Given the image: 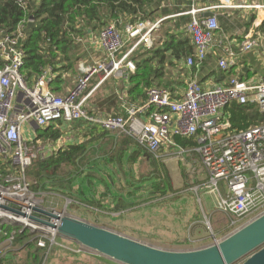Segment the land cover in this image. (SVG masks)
<instances>
[{
  "label": "built area",
  "instance_id": "2783aa9c",
  "mask_svg": "<svg viewBox=\"0 0 264 264\" xmlns=\"http://www.w3.org/2000/svg\"><path fill=\"white\" fill-rule=\"evenodd\" d=\"M207 1L186 0L188 9L179 14L191 17L185 30L195 46L194 54L186 59L185 65L196 64L201 68L217 44L223 46L217 62L223 70L236 68L244 53L258 51L264 59V34L258 28L246 33L237 50L230 36L223 32L218 13H212L215 9H264V4L257 0L239 3L218 0L216 4ZM162 20H141L127 24L124 30L108 24L94 34L104 53L91 63L80 64L81 74L65 95L51 90L50 68L33 84L28 83L22 73L25 57L20 46L22 31L10 34L0 29L3 61L0 66V160L3 163L8 160L14 167V172L0 181V231L6 223L25 228L39 225L31 218L37 213L33 209L34 193L25 173L35 159L51 155L55 147L38 142L29 126L36 124L45 128L58 121L84 120L127 134L156 156L168 146L180 157L196 154L207 172L209 193L215 197L218 210L234 218L233 225L240 223L241 227L264 214V123L238 130L229 111L234 103H254L264 115V74L247 78L238 73L229 81L211 86L191 78L179 98L169 89L150 87L142 103L127 106L126 116L89 109L91 91L87 89L92 80L98 76L101 83L110 77L134 73L136 64L131 55L141 46L150 49L154 45V34ZM84 34L88 38L91 29L84 28ZM27 134L32 136L30 141L26 139ZM175 136L192 138L196 144L183 146L175 141ZM7 213L14 218L26 217L29 222L17 221ZM39 245L45 246V243L40 240ZM77 247L72 249L73 253L84 254L89 249Z\"/></svg>",
  "mask_w": 264,
  "mask_h": 264
},
{
  "label": "trees",
  "instance_id": "16d2710c",
  "mask_svg": "<svg viewBox=\"0 0 264 264\" xmlns=\"http://www.w3.org/2000/svg\"><path fill=\"white\" fill-rule=\"evenodd\" d=\"M168 1L0 0V29L10 34L22 31L20 46L25 54L22 73L28 83L33 84L50 68L54 74L50 88L59 93L65 82L64 73L71 72L73 75L78 72L77 61L81 57L82 49L79 39L84 35V28L91 29L96 34L108 24L123 28L125 24H134L141 20L154 22L163 19L159 37L154 45L150 49L141 47L131 55L136 64L135 72L127 77L108 78L88 99L91 110L126 116V104L142 103L150 87L169 89L179 98L180 91L187 86L188 79L208 63L207 56L201 68L196 64L190 68L186 67V59L194 54L195 46L192 36L181 26L187 25L191 17L186 14L176 20L168 17L187 11L170 5ZM259 1L264 4V0ZM221 12L222 16L218 14V19L223 32L228 35L233 33L234 29L231 19L239 13L235 21L237 26L243 29V34L237 36L238 41L242 42L246 33L253 27L257 18L256 11L252 10L242 17L239 10H234L230 16L226 10ZM172 21L174 24L170 25ZM258 30L264 34V20ZM2 65L3 61L0 59V66ZM234 69L218 68L212 74L217 81L226 82L236 75ZM92 87L91 84L87 92H90ZM229 111L231 121L238 130L264 123V115L254 103H234L229 107ZM81 122L90 129L91 138L69 144L47 157H39L26 169V179L31 184L32 192H54L106 214H121L142 205L150 198H164L178 192L160 155L156 156L127 134L116 133L84 120ZM58 124L52 122L45 128L37 129L36 139L42 142L57 141L63 134ZM175 141L183 146L196 144L192 138L180 136H175ZM95 145L99 146V149H96ZM168 147L173 149L172 146ZM167 148H163L161 152ZM137 164L145 167L144 171H139L140 174L133 170ZM128 169L133 170V173ZM11 172H14L11 162L7 160L3 163L0 160V181ZM130 173L133 175L131 179L126 178L125 184L117 185V174H122L125 178ZM183 175L187 184V177L185 173ZM227 230L215 235H225ZM40 236L30 228L10 223L1 225L0 243L10 240L13 250L6 255L3 251L0 252V264H45L44 259L53 248H49L51 242L48 238L43 239L45 246L39 245L42 240ZM11 254L22 256L15 260ZM81 254L73 253L75 260L59 264H120L104 256Z\"/></svg>",
  "mask_w": 264,
  "mask_h": 264
},
{
  "label": "rangeland",
  "instance_id": "374dc122",
  "mask_svg": "<svg viewBox=\"0 0 264 264\" xmlns=\"http://www.w3.org/2000/svg\"><path fill=\"white\" fill-rule=\"evenodd\" d=\"M258 2L261 3L262 1L258 0ZM262 9H255L256 13L258 14V11ZM238 15L239 13L235 14L231 19L234 27L233 33H241L243 31L237 26L235 21ZM120 28L123 30L122 27ZM159 30L154 34L155 40L159 37ZM127 47H129V44H127ZM80 74L81 71L78 69V72L74 73L73 77H70L69 80L72 81L74 79V83H76L75 81H77ZM32 131L31 133L34 134V131ZM26 139L30 141L32 139L31 134H27ZM159 155L166 163L174 187L178 192L164 198H150L147 202L127 212L106 214L104 211L85 207L64 196L56 195L54 192H33L32 201L39 209L54 210L63 213L64 216L74 217L97 226L106 227L166 250H190L195 245H202L201 239L214 234V232L218 233L230 228L227 232L225 231L227 234L218 236L221 239L239 228L240 223L231 227L233 225L232 222H234V218L231 215L218 210L215 197L209 193V188L206 187L207 172L198 155L180 157L174 152V148L172 149L171 147L164 149V152H161ZM144 169V165L140 164H137L133 168V170L138 172H142ZM128 170L133 173V170ZM132 173H130L131 175L128 174L125 178L122 174H117V185L120 186L121 183L125 184V179H131ZM183 173L187 177V184L185 183L186 179ZM37 215L48 220L39 213ZM35 226L36 228H28L39 233L42 242L45 243L44 240L48 238L51 242L49 248H53L52 251L50 249L49 252L47 251L48 255L44 259L45 264L47 262L48 264L70 263L76 259L72 249H79L78 245H75L79 243L59 233L53 234L49 230L43 229L42 226L46 225L39 223L38 226ZM211 244H207L206 246ZM11 245L10 240L0 243V250L3 249L4 255L12 252L10 251L13 250ZM85 251L96 256H103L91 249H85ZM10 256L14 257L15 260H19L22 255L11 254Z\"/></svg>",
  "mask_w": 264,
  "mask_h": 264
},
{
  "label": "water",
  "instance_id": "95a60500",
  "mask_svg": "<svg viewBox=\"0 0 264 264\" xmlns=\"http://www.w3.org/2000/svg\"><path fill=\"white\" fill-rule=\"evenodd\" d=\"M30 207V206H29ZM31 218L120 264H264V214L208 246L186 251L161 249L106 227L33 207ZM53 233V234H54Z\"/></svg>",
  "mask_w": 264,
  "mask_h": 264
},
{
  "label": "crops",
  "instance_id": "0c3cea01",
  "mask_svg": "<svg viewBox=\"0 0 264 264\" xmlns=\"http://www.w3.org/2000/svg\"><path fill=\"white\" fill-rule=\"evenodd\" d=\"M185 1L186 0H169L168 3L170 5H172V6H174V7H179V8L184 10V9H188V3H186ZM232 1L234 3L249 2V0H232ZM207 3L208 4H216L215 2H211L210 0H208ZM248 9H250V10H248ZM223 10L228 11V13H230L229 16L233 15L232 13L234 12V10H239L240 11V16L242 17V15L248 14L249 11H252V10H255V9L254 8H244V7H242V8H234V9H215L212 12L218 13V14L221 15L222 14L221 11H223ZM262 10H264V9H262ZM229 11H232V12H229ZM177 14L178 13L170 15L168 17H173V19L176 20V19H178L179 16H181V15H179V14L177 15ZM158 20H156V21H158ZM263 20H264V14L262 16V15H260V11H258L257 18H256V20H255V22L253 24V27H252V29L250 31H253L256 28H258L261 25V23L263 22ZM173 24H174V21H172L170 23V25H173ZM126 25L127 24H125L124 27ZM185 26L186 25L183 24L181 26V28L182 27L185 28ZM124 27H123V30H124ZM241 30H243V29L241 28ZM94 34L95 33L92 32V34L88 38L84 34L83 37H81L79 39V41L81 43V46H82L81 53H80L81 57H80L79 61H77V67H78L79 70H80V64H82V63H86V64L91 63L95 59H98L100 56H102V54L104 53V51H103L98 39L96 40V36H94ZM242 34H243V31H241V33H238V32L229 33V36H230V38L233 41V46L237 50H238V48H239V46L241 44V42L238 41L237 36H240ZM83 38H84V41H82ZM222 48H223V46L220 45V44L215 45L214 49H212L211 52L209 53L210 56L208 55V63L203 68H201L199 71H197V73H195L194 76L190 77L188 79V81L191 78H196L199 83H201L202 85H205V86H211V85H214V84L223 83V82L217 81V79L214 78V74H212L213 71L218 69L217 62H218V57H219L220 53L222 52ZM209 58L211 59L210 62H209ZM234 70H235V73L236 74L239 73L241 75V77L243 76V77H247V78H254L255 76H257L259 74H264V59L261 57V55H260V53L258 51L257 52L253 51L251 53H244L240 57V61L238 63V66ZM50 75L53 78L54 74H53L52 71H50ZM181 76L183 77V75H181ZM70 77H73L70 73H68V72L64 73L63 78L65 79V82L62 84L63 88H62V91L59 92V94L65 95L74 86V84H75L74 83V79L71 81V80H69ZM122 77H126V76H122ZM102 83L103 82L99 83V77L98 76L95 77L92 80V82H91V84L93 85V87L91 89V94ZM125 87H127V83L126 82H125ZM185 88L182 89V91H180V94H182L184 92ZM91 94H90V96H91ZM88 103L90 104V101H88ZM130 104L131 103H127L126 104V108H125L126 110H127V106L130 105ZM55 123L58 124L59 121L55 122ZM58 125L63 130V134L57 141H55V142H52L50 140L45 141V142L38 141V142H41L43 144H51V145H53L55 147V150H54L53 153H56L58 150L65 148L69 144L79 143V142H82L84 140H88L92 136L91 133H90V129H88L83 124V122H81V121H75V122H72V123H66V122L62 121V123H59ZM29 128H31V130L34 131V134H36L37 129H39V127L36 124H30ZM94 147L96 149H99V146H97V145H95ZM56 195H59V194H56ZM215 233L216 232H214V234H211L210 236H207V237H204L203 239H201L200 242H201L202 245H195L193 248H200L202 246H206L207 244L213 243L215 241V238L219 239L215 235ZM2 251H3V249L0 250V252H2Z\"/></svg>",
  "mask_w": 264,
  "mask_h": 264
},
{
  "label": "bare ground",
  "instance_id": "6f19581e",
  "mask_svg": "<svg viewBox=\"0 0 264 264\" xmlns=\"http://www.w3.org/2000/svg\"><path fill=\"white\" fill-rule=\"evenodd\" d=\"M263 14H264V10H261L260 11V15H262L263 16ZM7 215L9 216V217H11V218H13V219H15V220H18V221H22V222H26L27 223V219H26V217H18V218H14L13 216H11L10 214H8L7 213ZM29 222V221H28ZM43 225V224H42ZM42 228L43 229H47V230H49L50 232H52V233H54L55 232V230L54 229H52L51 227H48V226H42Z\"/></svg>",
  "mask_w": 264,
  "mask_h": 264
}]
</instances>
